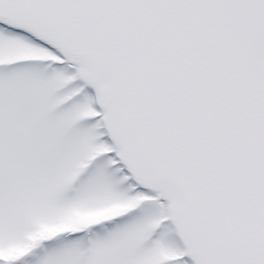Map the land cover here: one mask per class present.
Wrapping results in <instances>:
<instances>
[{
	"label": "snow or ice",
	"instance_id": "obj_1",
	"mask_svg": "<svg viewBox=\"0 0 264 264\" xmlns=\"http://www.w3.org/2000/svg\"><path fill=\"white\" fill-rule=\"evenodd\" d=\"M0 264H264V0H0Z\"/></svg>",
	"mask_w": 264,
	"mask_h": 264
}]
</instances>
